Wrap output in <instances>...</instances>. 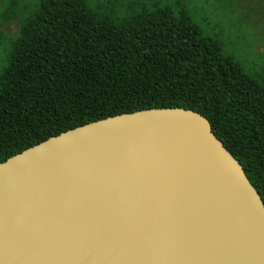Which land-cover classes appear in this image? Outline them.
<instances>
[{
    "label": "water",
    "instance_id": "obj_1",
    "mask_svg": "<svg viewBox=\"0 0 264 264\" xmlns=\"http://www.w3.org/2000/svg\"><path fill=\"white\" fill-rule=\"evenodd\" d=\"M0 264H264V201L201 113L117 115L0 163Z\"/></svg>",
    "mask_w": 264,
    "mask_h": 264
},
{
    "label": "trees",
    "instance_id": "obj_2",
    "mask_svg": "<svg viewBox=\"0 0 264 264\" xmlns=\"http://www.w3.org/2000/svg\"><path fill=\"white\" fill-rule=\"evenodd\" d=\"M225 49L186 10L37 0L0 73V163L92 122L185 108L209 119L264 201V70Z\"/></svg>",
    "mask_w": 264,
    "mask_h": 264
},
{
    "label": "rangeland",
    "instance_id": "obj_3",
    "mask_svg": "<svg viewBox=\"0 0 264 264\" xmlns=\"http://www.w3.org/2000/svg\"><path fill=\"white\" fill-rule=\"evenodd\" d=\"M0 0V73L7 64V50L15 40L26 16L37 0ZM100 7L128 12L171 7L178 13L186 10L204 32L225 44L247 70H264V0H91ZM112 5L109 6L108 3ZM12 11V13H10Z\"/></svg>",
    "mask_w": 264,
    "mask_h": 264
}]
</instances>
